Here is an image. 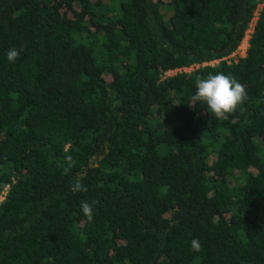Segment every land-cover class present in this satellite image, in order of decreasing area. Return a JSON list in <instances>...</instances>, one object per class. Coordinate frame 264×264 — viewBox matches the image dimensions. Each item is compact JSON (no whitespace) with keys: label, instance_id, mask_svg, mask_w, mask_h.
<instances>
[{"label":"trees","instance_id":"trees-1","mask_svg":"<svg viewBox=\"0 0 264 264\" xmlns=\"http://www.w3.org/2000/svg\"><path fill=\"white\" fill-rule=\"evenodd\" d=\"M4 191L0 264H264V0H0Z\"/></svg>","mask_w":264,"mask_h":264},{"label":"clouds","instance_id":"clouds-1","mask_svg":"<svg viewBox=\"0 0 264 264\" xmlns=\"http://www.w3.org/2000/svg\"><path fill=\"white\" fill-rule=\"evenodd\" d=\"M23 49L10 47L6 53V59L10 63H14L20 56ZM192 99L195 103H203L207 106V111L215 117L226 116L232 113L238 105L242 104L247 99V94L244 86L230 75L217 72L208 74L204 78L195 80V91ZM190 104V105H193ZM77 190H80L79 185ZM88 202H81L80 208L82 214L88 219L92 218L93 206ZM190 248L193 252H199L201 243L198 239H192Z\"/></svg>","mask_w":264,"mask_h":264},{"label":"rangeland","instance_id":"rangeland-1","mask_svg":"<svg viewBox=\"0 0 264 264\" xmlns=\"http://www.w3.org/2000/svg\"><path fill=\"white\" fill-rule=\"evenodd\" d=\"M256 17H257V14H256ZM253 27V26H252ZM251 27V28H252ZM252 32V29H250L247 33V36L245 38V40L243 41L242 45L240 46V48L237 50V52H235L234 54H232L231 56H229L227 58L228 61L230 60H233V59H237L238 57H243L246 55V50H247V47H248V39L250 37V33ZM213 64V63H211ZM193 68H188V69H183L184 71H190L192 70ZM181 71V70H179ZM178 72V70H175V71H170L167 73V75H174Z\"/></svg>","mask_w":264,"mask_h":264},{"label":"built area","instance_id":"built-area-1","mask_svg":"<svg viewBox=\"0 0 264 264\" xmlns=\"http://www.w3.org/2000/svg\"><path fill=\"white\" fill-rule=\"evenodd\" d=\"M6 193H7L6 191L0 193V203L5 199Z\"/></svg>","mask_w":264,"mask_h":264}]
</instances>
